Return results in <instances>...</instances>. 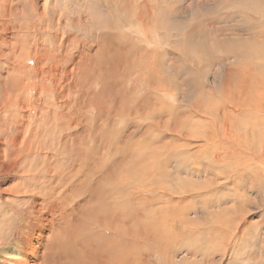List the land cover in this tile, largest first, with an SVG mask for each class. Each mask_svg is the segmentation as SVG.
I'll return each mask as SVG.
<instances>
[{
  "label": "rangeland",
  "instance_id": "1",
  "mask_svg": "<svg viewBox=\"0 0 264 264\" xmlns=\"http://www.w3.org/2000/svg\"><path fill=\"white\" fill-rule=\"evenodd\" d=\"M4 101L0 248L30 199L60 253L264 264V0H0Z\"/></svg>",
  "mask_w": 264,
  "mask_h": 264
},
{
  "label": "bare ground",
  "instance_id": "2",
  "mask_svg": "<svg viewBox=\"0 0 264 264\" xmlns=\"http://www.w3.org/2000/svg\"><path fill=\"white\" fill-rule=\"evenodd\" d=\"M115 4V3H114ZM116 5V4H115ZM117 6V5H116ZM115 7V6H114ZM113 7V8H114ZM85 9V8H84ZM16 14V13H15ZM141 14V13H140ZM4 16V15H3ZM8 20V19H6ZM141 20V19H140ZM5 21V20H3ZM2 21V22H3ZM6 22V21H5ZM5 24V23H4ZM8 26V24H7ZM6 26V27H7ZM14 26V25H13ZM17 26V25H16ZM4 30V28H3ZM6 30V29H5ZM8 30V29H7ZM174 31V30H173ZM7 33V32H6ZM5 34V33H4ZM9 34V33H8ZM2 39V38H1ZM6 39V38H5ZM4 40V39H3ZM2 40V41H3ZM6 43V40H5ZM6 45V44H4ZM7 46V45H6ZM173 52V51H172ZM7 53V52H6ZM8 54V53H7ZM173 58V57H172ZM83 64V63H82ZM62 73V72H61ZM24 103V102H23ZM133 104V103H132ZM9 104L7 101H4L0 104V115L7 114L6 111L8 110ZM4 125V124H3ZM135 126V125H134ZM132 131V130H131ZM177 135V134H176ZM170 138V137H169ZM188 140V139H187ZM19 142V141H18ZM210 143V142H209ZM40 144V142H39ZM174 144V143H173ZM69 145V144H68ZM203 148V147H202ZM31 150V149H30ZM10 151V150H9ZM237 151V150H236ZM1 153V151H0ZM232 153V152H231ZM30 155V154H29ZM43 155V154H42ZM45 155V154H44ZM262 156V155H261ZM3 157V156H2ZM205 157V156H204ZM6 159V158H5ZM37 161V160H36ZM2 158H0V173L8 175V172L10 170V166L4 167ZM9 162V161H8ZM9 164V163H8ZM12 164V163H11ZM36 164V163H34ZM38 164V163H37ZM16 169V168H15ZM17 170V169H16ZM90 170V169H88ZM86 170V171H88ZM263 170V169H262ZM77 171V170H76ZM75 171V172H76ZM91 171V170H90ZM14 172V171H13ZM89 173V172H87ZM38 174V173H36ZM44 174V173H43ZM85 174V173H84ZM105 174V173H104ZM76 175V174H75ZM87 175V174H85ZM84 175V176H85ZM16 176V175H15ZM14 176V177H15ZM28 177V176H27ZM38 177V175L36 176ZM42 177V176H41ZM89 177V176H88ZM106 177V176H105ZM20 178V177H19ZM46 178V177H45ZM63 178V177H62ZM71 178V177H70ZM43 179V178H42ZM23 181V179H22ZM69 181V180H68ZM51 182V181H50ZM26 183V182H25ZM16 184V183H15ZM27 184V183H26ZM30 183H28L29 185ZM41 184V183H40ZM43 184V183H42ZM45 184V183H44ZM50 184V183H48ZM15 186V185H14ZM22 186V185H21ZM73 186V185H72ZM81 186V185H80ZM34 187V186H32ZM36 187V186H35ZM38 187V186H37ZM48 187V185H47ZM82 187V186H81ZM16 189V188H15ZM35 189V188H34ZM41 189V187H40ZM60 189V188H59ZM79 189V187H78ZM23 190V189H22ZM29 190V189H28ZM36 190V189H35ZM44 190V189H42ZM41 190V191H42ZM39 191V190H38ZM37 191V192H38ZM20 192V191H19ZM77 192V191H76ZM23 193H30V191H23ZM44 193V191H43ZM54 193V192H53ZM56 193L58 191L56 190ZM67 193V192H66ZM69 193V192H68ZM67 193V194H68ZM18 194V193H17ZM39 194V193H38ZM40 193L39 195H41ZM36 195V193H35ZM70 195V194H69ZM68 195V196H69ZM42 197L44 194L41 195ZM73 196V195H72ZM35 198V197H34ZM37 198V197H36ZM44 198V197H43ZM42 198V199H43ZM33 199V198H32ZM40 199V198H39ZM41 200V199H40ZM62 200V198H61ZM30 201V202H29ZM43 201V200H41ZM41 201H33L30 199H27V202L29 203V208L27 211V215L24 216L23 222H24V227L22 228H13L16 233L13 235V237L10 239L11 240V245L6 248H0V255H4L7 257L6 264H42L41 261H51L55 260L52 263L46 262V264H117V261L115 259V255L121 251L120 249V242L122 239H117V242L119 244L118 249L115 247H109V254H106V251L108 250H102L100 247L94 248L92 245L89 247L88 251L82 255L80 254H72L69 250H66L62 253L61 251V239L62 236L60 237V232H59V225L64 224V225H69L71 220L67 218V215H65L63 219H58L56 220V214L55 217L54 215L48 216L45 215L43 206H40ZM85 201V200H84ZM53 202V201H52ZM51 202V203H52ZM60 202V201H59ZM25 203V202H24ZM61 203V202H60ZM84 203V202H83ZM47 204V203H46ZM48 205V204H47ZM61 205V204H60ZM48 208L50 206H47ZM53 207V206H52ZM55 207V206H54ZM57 207V206H56ZM36 208V209H35ZM60 209V208H59ZM117 209V207H116ZM16 211V210H15ZM17 212V211H16ZM26 212V211H25ZM51 213L57 212L53 208L50 209ZM58 213V212H57ZM60 213V212H59ZM117 213V212H116ZM25 215V214H24ZM113 216V215H112ZM16 217V216H15ZM61 217V215H60ZM63 217V216H62ZM77 218V217H76ZM75 218V219H76ZM19 220V219H18ZM81 220V219H80ZM57 222V227L54 228L53 222ZM22 222V223H23ZM76 222V221H75ZM19 223V221H18ZM4 224V223H3ZM21 224V223H20ZM5 225V224H4ZM15 225V224H14ZM119 225V224H118ZM117 225V226H118ZM120 226V225H119ZM11 228V227H10ZM95 228V226H94ZM120 228V227H119ZM6 229V228H5ZM12 229V230H13ZM7 230V229H6ZM10 230V229H9ZM8 231V230H7ZM7 231H0V239H5L4 235L6 234ZM117 232V231H116ZM74 227H72L71 230V239H70V244L71 245H77L79 246L84 242V240H79V238L75 237L74 238ZM9 234V233H8ZM7 234V235H8ZM10 235V234H9ZM12 235V234H11ZM77 236V235H76ZM9 237V236H8ZM86 238V237H85ZM121 238V237H120ZM58 240L57 242H54L55 240ZM120 241V242H119ZM56 244L55 251H53V246L52 243ZM80 242V244H79ZM82 242V243H81ZM123 244V242H121ZM43 250L41 251V249ZM98 251V252H97ZM93 254V255H92ZM114 254V257L109 259L110 255ZM64 256V257H63ZM63 257V258H62ZM122 257V256H121ZM119 264V263H118Z\"/></svg>",
  "mask_w": 264,
  "mask_h": 264
}]
</instances>
